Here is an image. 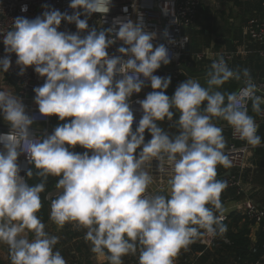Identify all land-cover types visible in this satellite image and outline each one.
Segmentation results:
<instances>
[{
	"label": "clouds",
	"instance_id": "1",
	"mask_svg": "<svg viewBox=\"0 0 264 264\" xmlns=\"http://www.w3.org/2000/svg\"><path fill=\"white\" fill-rule=\"evenodd\" d=\"M113 6V0H70L69 14L45 4L41 15L17 16L0 28V76L10 72L14 55L17 75L31 68L44 80L33 89L40 117L64 122L38 136L37 117L14 92L0 88V119L9 128L0 133V245L7 246L10 264H67L56 249L59 237L46 232L38 215L49 178L57 189L50 220L58 229L86 230L83 238L98 260L124 264L123 257L138 253V264H175L197 241L227 232L220 197L228 185L217 179V169L233 166V149L215 121L245 143L240 151L262 145L248 106L264 114V94H258L264 88L248 68L234 69L220 55L205 84L188 78L169 97L171 76L155 75L174 58L169 47L156 43L158 33L148 30L143 13L135 21L114 17L104 27ZM161 12L175 16L170 3ZM93 14L101 18L99 27H89ZM62 22L77 31H61ZM160 36L170 46L188 42L167 28ZM230 81L241 86L227 91ZM146 86L152 91L136 101L143 113L137 122L132 98ZM164 121L176 135L158 126ZM77 146L85 151H74ZM22 154L31 165L27 178L39 182L30 185L21 176ZM164 177L167 187L154 194L151 186Z\"/></svg>",
	"mask_w": 264,
	"mask_h": 264
},
{
	"label": "built area",
	"instance_id": "2",
	"mask_svg": "<svg viewBox=\"0 0 264 264\" xmlns=\"http://www.w3.org/2000/svg\"><path fill=\"white\" fill-rule=\"evenodd\" d=\"M244 2L245 0H238ZM70 0H0V28H8L11 24L13 18L17 16H26L29 19H33L36 16L41 15L42 5H50L61 12L68 11L71 14L72 10L68 8ZM166 3H170L174 9L175 16H165L162 14L161 9ZM28 6V11L26 13L21 12L22 5ZM113 7L111 8L110 13L106 18V22L103 24L104 27H108L111 25V21L114 17L117 16H130L134 21L136 20L137 12L143 13L144 21L147 25L149 31H157L158 33V40L156 43H164L166 46L169 47L170 53L173 54L174 58L172 59L171 63L167 66H162L155 75L159 76H171V79L175 80V84L179 85L183 82L180 76L182 75L181 72H173L168 73L164 70L169 68L170 65L178 66L181 62L186 59H191L196 63H202L203 65L210 67V64L213 60L217 59L218 56H224L227 63H231L235 53L233 51H221L215 52L212 48L207 47L202 49L201 51L190 54L187 53V47L189 44L188 42L184 44L181 48L177 46H170L167 45V42L163 40L160 34L167 28L170 35L180 41L183 37L187 36L185 31L190 28L197 17L199 16V9L201 7L200 0H113ZM261 6H264V0L261 3ZM127 8L128 12L124 13L122 11L123 8ZM84 18L83 16L81 17ZM101 20L98 14H93L88 19L89 27H99L100 25L98 22ZM176 22H173V21ZM61 31H70L76 32L77 29L75 25H67L64 22L61 24ZM242 31L244 36L248 39L250 44H253L256 48L254 53L259 56H264V17L253 16L246 20V22L242 26ZM120 44L114 45L111 49H109V53L114 54L116 53V48H118ZM178 54V56L176 55ZM4 53V45L0 42V57H3ZM16 57L12 56V68L7 75H12L16 78V86L19 88L18 90V97L23 100V103L26 106V110L30 116L37 117L36 124L33 125V130L37 132V135H42L44 132L51 134L55 127L59 124L64 123L59 121L57 117H50V118H42L39 115L38 107L34 103V92L33 89L35 87L41 86L44 83V80L40 78L33 69L29 68L23 76L17 75L19 69L15 65ZM0 78L4 79L3 76ZM258 87L264 88V81H261L257 85ZM152 89L150 87H145L139 95H134L132 98L131 107L134 112V118L138 122L142 116V111L140 109V105L136 103L138 100H143L147 93L151 92ZM249 107V106H248ZM264 109V108H262ZM253 118L256 120L258 124V132L262 124H264V114L258 115L254 114ZM66 122V121H65ZM223 129H226L229 134L228 140V148L233 149L231 153V159L233 161V166L228 169L229 174L223 179L227 182V188L222 192L226 194L227 191L233 190L235 192V196L239 197L241 202L235 205L232 212H236L241 214L245 220L252 222L250 226V251L253 254L259 253V258L255 261H244L243 264H264V208L253 202L251 199L244 196L245 189L243 186V174L248 167H250L251 162V155L254 153L256 148L252 149L249 148L248 151H240V149L246 147L243 141L238 139H234L232 136V130L228 126H222ZM136 124L134 123L133 129H135ZM9 131L8 126L4 122H0V133H7ZM146 138V136H145ZM151 137L146 138V142ZM79 147V146H78ZM80 148V147H79ZM78 148V150H79ZM80 150L85 151L84 149L80 148ZM227 151V149H226ZM18 164H20L22 171L21 176H26V171L31 167L28 163L25 155H20L18 158ZM153 169L155 170V162L153 164ZM155 174V171H154ZM167 183V177L164 178H157V182L151 186V190L155 194V190H157L156 186H160L163 188L164 185ZM159 189V188H158ZM57 194V189L54 188L51 190L45 197V200L48 205V211L50 213V205L51 200L55 198ZM245 197V198H244ZM227 201V200H226ZM229 201V199H228ZM238 201V200H237ZM228 215L225 213L226 219L228 220ZM259 231V233H258ZM258 235H261V241L258 243ZM217 237L214 239L209 238L204 241H197L195 244L191 245L187 252L183 251V254L186 255H202L204 254L203 251H194L192 247L194 245H200L204 247V250L213 251L217 247ZM225 244H229L228 239H223ZM134 255H128L123 257V261H130V258ZM132 264V261H130ZM232 264V263H231ZM233 264H241L240 262L236 261Z\"/></svg>",
	"mask_w": 264,
	"mask_h": 264
},
{
	"label": "crops",
	"instance_id": "3",
	"mask_svg": "<svg viewBox=\"0 0 264 264\" xmlns=\"http://www.w3.org/2000/svg\"><path fill=\"white\" fill-rule=\"evenodd\" d=\"M243 24L233 21L231 24L215 32L210 28L208 29L204 23L198 22L197 25L192 26L185 31L190 43L188 44V49L190 54L197 53L207 47L212 48L215 52L233 51L235 56L233 57L231 63H229V66L234 69L248 68L251 72L254 82L258 85V83L264 81V56L261 57L262 61H257V57L259 56L256 57L253 55L255 54V47L253 48L251 46L253 44H250L248 39L244 36L242 31ZM251 57L254 59H250ZM188 63H193L194 67L199 73L207 72L209 69L202 63H196L191 59H186L185 61L183 60L181 65ZM173 67V65H170L169 68ZM181 74L182 75L180 76V79L182 78L183 81L188 79L183 72H181ZM196 80H198L203 85L206 83L207 76ZM177 86H175V89ZM224 87L227 91H236L240 86L230 81ZM175 89L168 92L169 97L173 95ZM176 114L179 116V113ZM215 122L217 125L227 126L223 121ZM158 125L164 131L169 132L173 136L177 134V130L172 127L171 123L168 121L159 122ZM223 134L228 144L229 134L226 129H224ZM259 136L262 139V145L257 147L254 153L251 155L250 167H248V169H246L243 174V186L245 189L244 196L264 208V129H262ZM217 173V179H224L229 174V171L223 167H218ZM255 179L258 180L257 183L256 181L254 182ZM261 182L263 184H261ZM166 187L167 183L163 186V188ZM156 188L158 190V188L160 189L161 187L157 185ZM157 190H155V193ZM239 202H241L240 199L238 201H225L223 203V206L226 209L225 213L230 214L233 211L235 205ZM49 217L50 213L48 214L47 221L44 222L45 230L49 235H55L59 237V243L56 245V249L61 252L67 264H107L106 261L98 260L96 255L91 252L90 243L85 241L83 238L86 230H77L71 225H65L63 229H58ZM29 238H32L31 235ZM7 251L8 249L6 245H0V263L2 264H9V254ZM202 256L203 254L185 256L183 251H181L175 260V264H198V261L202 258ZM130 261H132V264H138V253L131 257ZM130 261H124V264H131Z\"/></svg>",
	"mask_w": 264,
	"mask_h": 264
},
{
	"label": "trees",
	"instance_id": "4",
	"mask_svg": "<svg viewBox=\"0 0 264 264\" xmlns=\"http://www.w3.org/2000/svg\"><path fill=\"white\" fill-rule=\"evenodd\" d=\"M263 0H245L244 2L234 0L233 2L236 4H246L250 6L249 9L250 13L252 12V8L255 14L253 16H259L264 17V6H261ZM253 6V7H252ZM201 7L199 9L200 13ZM258 16V17H259ZM250 18V17H248ZM247 18V19H248ZM246 18L244 21H242L241 24L245 23ZM190 44V43H189ZM253 48L255 46L251 45ZM189 47V46H188ZM187 47V53H189V49ZM256 48V47H255ZM264 48V47H263ZM257 57V55L253 54ZM250 59H254L251 57ZM262 61L261 57H257V61ZM255 113L251 109V103H249V115L253 116ZM262 129H264V124L261 125L258 135H260ZM146 138L150 137V135L146 132L145 133ZM145 138V139H146ZM78 146L74 149V151L78 153H83V150H78ZM31 168V167H30ZM27 182L31 184H35L38 181L36 177H33L32 179H27ZM56 179L55 178H49L48 183L46 185L45 192L41 194V201H42V208L40 210V213L38 214L42 222H46L48 219V205L45 200L46 195L55 188ZM221 202L222 204L226 200H239V197L235 196V192L233 190L227 191L226 194H221ZM227 225V232L223 236H217V247L213 251H207L204 250L203 246L200 245H194L192 249L194 251H203V256L201 259H199L198 264H233V262H240L243 264L244 261H255L259 258V253L253 254L250 251V226L252 225V222L247 221L244 219V217L236 212H231L228 215V220L224 222ZM228 239L229 244H225L223 242V239ZM258 243L261 241V235H258L257 237ZM2 264V263H0Z\"/></svg>",
	"mask_w": 264,
	"mask_h": 264
},
{
	"label": "rangeland",
	"instance_id": "5",
	"mask_svg": "<svg viewBox=\"0 0 264 264\" xmlns=\"http://www.w3.org/2000/svg\"><path fill=\"white\" fill-rule=\"evenodd\" d=\"M200 1L201 10L199 16L192 26H195L198 24V22H201L204 23L208 29L210 28L215 32L231 24L233 21L236 23H242L245 18L247 19L248 17H251L253 14H255L253 11L251 13L249 12V9L251 8L250 6L246 4H236L233 2L234 0ZM0 88H7L9 91L14 92V88L9 85L5 79L2 78H0ZM0 122H3V120L0 119ZM255 181L257 183L258 180L255 179L254 182ZM261 184L263 183L261 182Z\"/></svg>",
	"mask_w": 264,
	"mask_h": 264
},
{
	"label": "water",
	"instance_id": "6",
	"mask_svg": "<svg viewBox=\"0 0 264 264\" xmlns=\"http://www.w3.org/2000/svg\"><path fill=\"white\" fill-rule=\"evenodd\" d=\"M164 71L168 72V73L183 72L187 76V78H193V79H200V78L207 76L206 75L207 72L199 73L197 71V69L194 67L193 63H188V64H184V65L179 64L178 66H175L173 68H166ZM4 79L7 81V83L9 85H11L14 88V92L18 95L19 88L16 86V78L12 75H7L5 73ZM231 82H234V83L238 84L239 86H241L239 82H236V81H231ZM175 86H177L175 84V80L171 79V84H170L166 94L168 95V92L175 89ZM258 94H264V93H258ZM261 107L264 108V105H261ZM175 116H178V115L174 114V117H173L174 121H176V119H179V116L178 117H175ZM258 233H259V231H258Z\"/></svg>",
	"mask_w": 264,
	"mask_h": 264
}]
</instances>
